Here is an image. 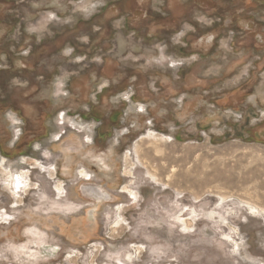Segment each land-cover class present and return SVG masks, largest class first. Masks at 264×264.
Segmentation results:
<instances>
[{
    "label": "rangeland",
    "instance_id": "374dc122",
    "mask_svg": "<svg viewBox=\"0 0 264 264\" xmlns=\"http://www.w3.org/2000/svg\"><path fill=\"white\" fill-rule=\"evenodd\" d=\"M249 16L264 0H0V264H264Z\"/></svg>",
    "mask_w": 264,
    "mask_h": 264
},
{
    "label": "flooded vegetation",
    "instance_id": "af4514ba",
    "mask_svg": "<svg viewBox=\"0 0 264 264\" xmlns=\"http://www.w3.org/2000/svg\"><path fill=\"white\" fill-rule=\"evenodd\" d=\"M249 17H250V20L246 22V24H245L246 27L249 30H251V31H256V35L255 36L258 38V41L260 42V46H264V31L261 29L262 28L261 27V22L254 20V18L252 16H249ZM11 176H12V181H13V184H12L11 187H12L13 191H15L16 193H19V191L21 190L22 185L20 186V188H17L14 185L16 178H17V180L19 179L18 172L14 173ZM18 182H20V180H18ZM122 189H125V190H123V192L127 191V187L126 186L123 187ZM93 191L94 190H89V193L92 195ZM130 193H132V192H130Z\"/></svg>",
    "mask_w": 264,
    "mask_h": 264
},
{
    "label": "bare ground",
    "instance_id": "6f19581e",
    "mask_svg": "<svg viewBox=\"0 0 264 264\" xmlns=\"http://www.w3.org/2000/svg\"><path fill=\"white\" fill-rule=\"evenodd\" d=\"M151 142V141H150ZM152 145V144H151ZM151 145H149V146H151ZM156 147V146H155ZM155 151H157V147H156V149H154ZM158 152V151H157ZM159 153V152H158ZM160 154V153H159ZM156 155V154H155ZM143 158H144V156H143ZM154 158V157H153ZM162 165H163V163H162ZM166 165V164H165ZM147 167V166H146ZM163 167V166H162ZM150 168V167H149ZM151 169V168H150ZM149 169V170H150ZM154 170H156V169H154ZM18 176H19V179L18 180H20V182H18V180H17V178H16V180H15V183H14V185H15V187H17V188H20V186L22 185L23 186V181H22V178H21V176H20V174L18 173ZM154 177V176H153ZM218 178V177H217ZM11 181H12V176H11ZM245 182V181H244ZM207 184V183H206ZM22 188V187H21ZM95 191H93V193H94ZM92 193V195L93 196H97L95 193L93 194Z\"/></svg>",
    "mask_w": 264,
    "mask_h": 264
}]
</instances>
